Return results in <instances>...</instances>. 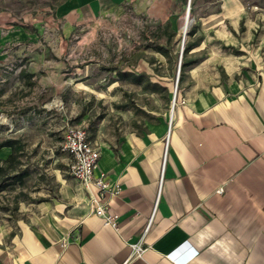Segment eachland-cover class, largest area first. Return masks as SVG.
Instances as JSON below:
<instances>
[{
    "label": "crops",
    "instance_id": "1",
    "mask_svg": "<svg viewBox=\"0 0 264 264\" xmlns=\"http://www.w3.org/2000/svg\"><path fill=\"white\" fill-rule=\"evenodd\" d=\"M109 1L168 12V0ZM218 1L201 28L207 54L187 67L170 121L115 147L91 138L99 168L122 185L111 200L119 228L90 212L97 187L69 172L59 194L0 219V264H264V0ZM101 3L64 0L59 9L93 13Z\"/></svg>",
    "mask_w": 264,
    "mask_h": 264
},
{
    "label": "rangeland",
    "instance_id": "2",
    "mask_svg": "<svg viewBox=\"0 0 264 264\" xmlns=\"http://www.w3.org/2000/svg\"><path fill=\"white\" fill-rule=\"evenodd\" d=\"M63 1L0 0V14L9 18L0 24V137L23 138L20 165L30 170L23 184L0 192V219L20 214L22 202L53 198L63 179L70 180L68 154L60 146L67 122L114 147L149 123L169 122L187 78L184 48L199 41L186 58H204L203 20L219 5L196 0L184 31L188 0L163 3V16L154 15L156 2L142 7L109 0L93 13L61 14ZM112 66L148 75L136 83Z\"/></svg>",
    "mask_w": 264,
    "mask_h": 264
},
{
    "label": "built area",
    "instance_id": "3",
    "mask_svg": "<svg viewBox=\"0 0 264 264\" xmlns=\"http://www.w3.org/2000/svg\"><path fill=\"white\" fill-rule=\"evenodd\" d=\"M63 135L60 146L62 151L70 154L69 172L85 185L94 184L98 189L89 199L90 212L101 216L104 225L118 229L120 216L111 211V200L120 195L122 185L119 181H112L109 174L99 168L102 152L91 139L86 127L67 122ZM132 248L136 255H141L146 250L139 242L133 243Z\"/></svg>",
    "mask_w": 264,
    "mask_h": 264
},
{
    "label": "trees",
    "instance_id": "4",
    "mask_svg": "<svg viewBox=\"0 0 264 264\" xmlns=\"http://www.w3.org/2000/svg\"><path fill=\"white\" fill-rule=\"evenodd\" d=\"M196 0L191 1V5L195 3ZM187 2V0H186ZM195 25L193 29L190 30V34L195 33ZM145 36L149 38V34L145 32ZM199 41H189L184 48V55L182 60L181 69L188 67L189 65L195 63L197 60L186 58V54L195 46L199 45ZM160 48V47H159ZM162 49V48H160ZM110 70H115L119 73L121 79H129L136 83H142L145 77L148 75L145 72H137L132 69L131 71L124 70L120 66H112ZM32 75V74H30ZM24 113V110H22ZM25 141L20 137H0V192L10 186L17 183L23 184L27 176L30 175L29 168L21 167V154L25 149ZM4 148H8L9 152L5 154ZM3 152L4 154H1ZM10 209V208H5Z\"/></svg>",
    "mask_w": 264,
    "mask_h": 264
},
{
    "label": "bare ground",
    "instance_id": "5",
    "mask_svg": "<svg viewBox=\"0 0 264 264\" xmlns=\"http://www.w3.org/2000/svg\"><path fill=\"white\" fill-rule=\"evenodd\" d=\"M191 24V19H190V17H189V13L186 15V19H185V22H184V24H183V30L185 31V30H187L188 29V27H189V25ZM187 34V33H186ZM185 34V35H186ZM173 116V115H172Z\"/></svg>",
    "mask_w": 264,
    "mask_h": 264
},
{
    "label": "water",
    "instance_id": "6",
    "mask_svg": "<svg viewBox=\"0 0 264 264\" xmlns=\"http://www.w3.org/2000/svg\"><path fill=\"white\" fill-rule=\"evenodd\" d=\"M191 1H192V0H188V9H187V13L190 12V9H191ZM184 43H185V39L183 40V45H184Z\"/></svg>",
    "mask_w": 264,
    "mask_h": 264
}]
</instances>
